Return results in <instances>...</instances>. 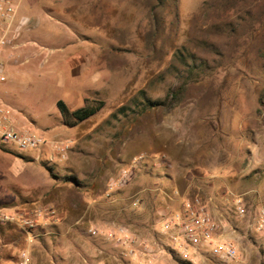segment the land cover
<instances>
[{
	"label": "rangeland",
	"instance_id": "374dc122",
	"mask_svg": "<svg viewBox=\"0 0 264 264\" xmlns=\"http://www.w3.org/2000/svg\"><path fill=\"white\" fill-rule=\"evenodd\" d=\"M205 1L24 3L19 18L31 22L16 42L27 44L5 64L0 96L19 113L16 129L67 148L63 158L50 145L0 143V207L37 220L31 238L0 223V264H264V22L249 39L210 37L218 18ZM209 37L225 60L172 100L176 51L201 53ZM37 52L91 60L82 78L64 64L41 67ZM75 89L105 105L70 128L57 101L72 104ZM196 196L245 236L235 261L184 259L168 247L162 217Z\"/></svg>",
	"mask_w": 264,
	"mask_h": 264
},
{
	"label": "built area",
	"instance_id": "2783aa9c",
	"mask_svg": "<svg viewBox=\"0 0 264 264\" xmlns=\"http://www.w3.org/2000/svg\"><path fill=\"white\" fill-rule=\"evenodd\" d=\"M24 1L0 0V83L7 81L5 63L1 58L5 47L16 52L27 44L16 42L20 31L29 24L27 17L19 18L20 7ZM13 56L16 58L18 55L15 53ZM18 114V111L0 96L1 144H13L22 150H38L50 145L57 151L58 157H66L67 147L59 141L50 140L45 135L30 130L27 126L22 130L16 129L14 124ZM55 158L56 156L52 154L50 160L53 161ZM134 204L137 205V201ZM236 209L239 216H244L246 210L241 198L236 201ZM0 223L16 224L27 232L30 238L33 235V229L37 226V220L11 212L5 207H0ZM160 224L164 232L170 233L173 245H168V247L179 252L178 254L184 259H195L208 254L212 258L219 257L222 262L228 263L239 257L237 245L223 236L221 221L212 215L200 196L184 199L180 212L174 216H163ZM263 227L264 218L260 223V228ZM89 233L96 235L99 230L90 228ZM22 256L26 257V253Z\"/></svg>",
	"mask_w": 264,
	"mask_h": 264
},
{
	"label": "trees",
	"instance_id": "16d2710c",
	"mask_svg": "<svg viewBox=\"0 0 264 264\" xmlns=\"http://www.w3.org/2000/svg\"><path fill=\"white\" fill-rule=\"evenodd\" d=\"M161 6L163 0H156ZM234 5V13L225 11L227 5ZM207 10H212L217 18L209 27L208 35L220 36L228 40H244L252 37L253 32L264 22V0H207L204 3ZM209 38L199 41L201 53L192 49L180 48L175 53V63L170 72L180 81L172 90L171 98L175 100L190 81L206 74L208 70L223 63L226 50L218 42ZM143 102H148L145 97ZM104 101L85 99L83 107L71 110L64 100L57 102L62 122L73 128L96 115L103 107Z\"/></svg>",
	"mask_w": 264,
	"mask_h": 264
},
{
	"label": "crops",
	"instance_id": "0c3cea01",
	"mask_svg": "<svg viewBox=\"0 0 264 264\" xmlns=\"http://www.w3.org/2000/svg\"><path fill=\"white\" fill-rule=\"evenodd\" d=\"M26 1L27 0H25L21 4L20 11H21L22 6H24V3H25V6H26ZM27 18L29 19V23H30L31 19L29 17H27ZM24 32H25V27L20 31V35H23ZM18 51L13 52L10 48L5 49L3 51V53H2V55H1V58H2L3 62L5 64L12 65V62H13V59H14L13 55L16 53L19 56V54L21 53V52L19 53ZM34 57H39L40 58V62L39 63L41 65V67H45V66H49V65L64 64L67 68H69V69L72 68L74 70L73 71V75H76L75 70H78L79 72H77L78 73L77 75L79 77L83 76L82 75L83 74L82 71L85 68L84 63H86V61H88V60L89 61L91 60L89 58L86 59V56L77 55L76 53L66 54V55H62V56H56L54 54L42 56V54L40 52H37L34 55ZM77 62H79V64H76ZM82 78H80V79H82ZM89 95L90 94L85 89H75L74 92H73L72 104L68 105L69 108L71 110H76L78 108L83 107L84 104H85V99L89 98ZM9 211L16 212L15 209H10V208H9ZM219 220L221 221V230H222L223 236L226 239H229V240L233 241L237 245V247L239 249H241V244H242L241 240L243 238H245V236H241L239 234V232H237V230L233 229L234 227H233L231 222H228V221H226L224 219H220V218H219Z\"/></svg>",
	"mask_w": 264,
	"mask_h": 264
}]
</instances>
